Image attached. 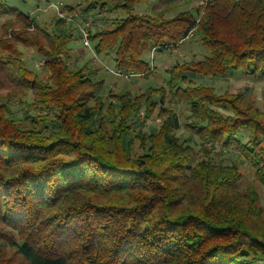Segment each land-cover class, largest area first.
<instances>
[{"label":"trees","instance_id":"trees-1","mask_svg":"<svg viewBox=\"0 0 264 264\" xmlns=\"http://www.w3.org/2000/svg\"><path fill=\"white\" fill-rule=\"evenodd\" d=\"M111 1L80 10L96 18L108 7L128 14L90 35L91 59L113 54L117 71L147 78L153 68L146 53L177 47L192 34L210 55L169 67L165 86L111 93L117 103H106L105 80H96L91 60L77 65L74 33L62 19L50 32L0 0L10 37L0 38V88H10L0 95V264H13L4 246L19 255L18 264H264L259 194L254 186L240 189L237 161L206 147L236 150L264 184V114L244 107L242 96L188 78L229 69L264 75V0H207L201 15L197 8L174 13L193 0ZM138 5L148 12L135 13ZM18 23L37 31L14 30ZM19 45L37 47L44 77L28 68ZM24 96L42 113L20 131L10 107ZM167 96L189 104L185 124L198 137L199 156L175 133L180 119L167 109ZM156 107L162 123L141 135L145 152L132 156L136 118ZM103 110L108 120L97 124Z\"/></svg>","mask_w":264,"mask_h":264},{"label":"rangeland","instance_id":"rangeland-1","mask_svg":"<svg viewBox=\"0 0 264 264\" xmlns=\"http://www.w3.org/2000/svg\"><path fill=\"white\" fill-rule=\"evenodd\" d=\"M110 3L111 0H8L9 4L17 7L18 9L28 12L35 18L36 23L46 28L48 31L52 32L56 29V19L60 18L63 20L66 28L68 27L74 33L73 40L69 44L71 47V55L79 67L83 66L88 60H91V66L97 75L96 80L103 78L105 86L100 92V95L106 100V103L116 104L117 100L112 99L110 96L112 94H122L125 91L133 92L134 94L146 91L149 87H160L165 86L164 80L167 78V69L173 66L175 63H197L202 61L205 57L210 55V51L206 46H204L200 36L197 34L191 35L190 38L185 39L179 46L171 47L164 51H157L154 47L145 54V59H148L149 65L153 69L152 74L144 78L140 73H134L131 77L124 76L125 72H122V76L115 74V61L113 54L108 56H97L92 58V50L85 46L82 42V30L88 31L89 38L92 33H95L98 29L111 28L112 23L116 19H121L126 17L127 11L124 9H110L108 7L107 12L97 18L94 14L84 13L80 10L83 9L87 3L93 2L97 3L99 8H102L103 2ZM207 0H193L189 5L179 6L174 12L179 13L184 10L199 9L200 15L203 14L204 3ZM55 4V5H53ZM67 5L73 6L72 8ZM57 8L63 11L59 13ZM163 9V8H162ZM161 9V10H162ZM135 13H147V8L144 5H138L135 7ZM61 14L63 16H61ZM77 14V16L75 15ZM173 14H167V16H172ZM67 17L73 18V21H68ZM92 17V20L90 19ZM102 17V18H101ZM8 18H0V38L5 37L9 39L10 37L6 35L3 29L4 23ZM14 30H28L29 32H36V27H30L24 29L23 24L18 23ZM8 37V38H7ZM42 41L47 43V41L41 36ZM91 41V38H90ZM92 47L94 46L92 44ZM20 49L23 51V59L29 69L37 71L40 77H44L46 69L44 68V59L41 55L37 53L36 46H24L19 45ZM0 50V54H2ZM5 54V52L3 53ZM164 55V56H163ZM164 60H161V57ZM167 59V60H165ZM193 65V64H192ZM117 71V70H116ZM188 78L193 83H204L214 87L219 94H232V96L243 97L244 107L246 104H252L253 107H257L261 113L264 114V75L254 74L250 75L242 70L229 69L223 76H204L196 72H189ZM10 88L2 85L0 88V95H6ZM159 96H156V99ZM170 96H167L165 104L167 109H172L179 115L180 128L176 130V134L182 140H187L196 149L197 155L200 153V143L198 137L194 130L187 129L186 122L190 123L188 118L189 114V104L184 102L170 101ZM5 101L2 98L0 102ZM32 99L31 96H24L22 101H15L10 109L15 113L16 127L20 131L30 130L33 128V122L31 117H36L40 115L42 110H36L30 106ZM159 107H156L153 114L149 117L146 116V110L140 111L134 123L132 131L129 133L133 141V146L130 150L132 156H136L145 152L141 148V135L145 133H150L154 129H158L162 123V118L158 114ZM224 111V110H223ZM225 113H229L226 110ZM106 110L100 111L96 123L100 122L99 118L106 121L107 116ZM110 116V115H109ZM112 116V115H111ZM113 118V117H112ZM108 120V119H107ZM135 121V120H134ZM44 124L41 123L40 126ZM39 126V127H40ZM46 131V130H44ZM46 133V132H45ZM206 147L213 151L214 153H219L221 158L227 157L226 161H237V168L241 175L240 189L243 191L249 186H254L259 194L258 206L262 209L260 218L264 220V184L259 180L255 174V168L249 163H246L243 157L239 156L236 150L231 149V151L222 149L221 146L211 144H206ZM215 147V148H211ZM212 152V153H213ZM196 157L195 161L199 159ZM3 243V242H2ZM5 259H12L13 264L19 263V255L16 254L12 247L4 246L2 247ZM263 263V262H262Z\"/></svg>","mask_w":264,"mask_h":264},{"label":"built area","instance_id":"built-area-1","mask_svg":"<svg viewBox=\"0 0 264 264\" xmlns=\"http://www.w3.org/2000/svg\"><path fill=\"white\" fill-rule=\"evenodd\" d=\"M53 5H55V4H53ZM57 10H58V12L59 13H62L63 11H61V9H59V8H57ZM63 14V13H62ZM61 14V16H63ZM76 16H77V14H75ZM90 19L92 20V17H90ZM67 20L68 21H73V18H71V17H67ZM82 42H83V44L85 45V46H87V47H89L91 50H92V52H93V47H92V45H91V41H90V38H89V34H88V31H86L85 32V30H82ZM113 71V70H112ZM115 74H119V75H123L122 74V72H119V71H113ZM132 75H134L133 73H127V74H124V76H132Z\"/></svg>","mask_w":264,"mask_h":264},{"label":"crops","instance_id":"crops-1","mask_svg":"<svg viewBox=\"0 0 264 264\" xmlns=\"http://www.w3.org/2000/svg\"><path fill=\"white\" fill-rule=\"evenodd\" d=\"M164 56V55H163ZM161 57V60H164V57ZM165 60H167V59H165ZM116 70V69H115ZM113 72V71H112ZM131 77V76H130ZM166 80H167V78L164 80V82H165V84H166ZM106 82V81H105Z\"/></svg>","mask_w":264,"mask_h":264}]
</instances>
